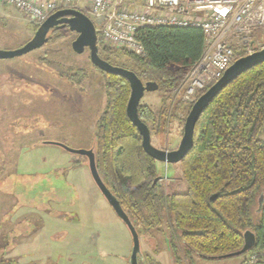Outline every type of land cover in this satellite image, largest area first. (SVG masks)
<instances>
[{
    "label": "rangeland",
    "instance_id": "rangeland-1",
    "mask_svg": "<svg viewBox=\"0 0 264 264\" xmlns=\"http://www.w3.org/2000/svg\"><path fill=\"white\" fill-rule=\"evenodd\" d=\"M6 5L0 2V49L8 51L28 43L36 26L23 13ZM76 36L69 29H61L48 33V41L39 48L0 59V207L13 208L0 210V221L3 226L16 227L19 221L23 225L26 207L22 206L36 199L46 201V209L49 203L58 204L69 210L72 218L49 224L46 219L32 217L26 228L30 234L33 227H44L38 233L43 234L40 243L37 236L31 237L36 239L32 242V255L44 264H116L120 259L109 255V251L122 250V236L127 233L122 225L120 229L111 222L113 219L117 222L115 213L94 184L87 159L55 144H44L60 142L76 149L93 145L95 121L105 103L104 76L90 62L88 49L82 53L72 50ZM249 38L253 48L258 43L264 45V29L254 30ZM109 50H100L99 55L139 73L135 54ZM234 53L237 58L246 55L247 46L237 43ZM76 69H83L86 74L78 85L68 80L69 73ZM179 89L180 84L165 95L159 89L144 92L140 100L143 109L151 112L147 126L150 141L157 148L176 149L182 137L191 105L181 99ZM163 96H166L164 103ZM161 109L163 112L159 114ZM259 135L263 139L264 131ZM155 174L158 186L165 192L185 191L179 162L157 161ZM137 229L138 264H242L244 261V256L205 260L193 254L183 257L178 252L181 260L173 262L164 232L142 230L138 226ZM1 256L0 264L17 260L10 258L12 254L9 259L5 254ZM259 264H264V256Z\"/></svg>",
    "mask_w": 264,
    "mask_h": 264
},
{
    "label": "trees",
    "instance_id": "trees-1",
    "mask_svg": "<svg viewBox=\"0 0 264 264\" xmlns=\"http://www.w3.org/2000/svg\"><path fill=\"white\" fill-rule=\"evenodd\" d=\"M137 36L145 55L133 56L140 64L136 74L155 81L163 95L179 87L204 50L199 27H145ZM95 68L104 76L105 94L93 133L96 167L138 234L137 226L164 232L171 260L180 262L178 252L209 260L239 250L249 230L255 244L241 256H264V138L259 137L264 131V62L232 79L198 117L193 145L179 162L183 192H165L155 181L157 161L143 151L141 136L126 115L128 81ZM85 78L83 69L68 76L76 85ZM137 112L147 124L151 112L140 102Z\"/></svg>",
    "mask_w": 264,
    "mask_h": 264
},
{
    "label": "built area",
    "instance_id": "built-area-1",
    "mask_svg": "<svg viewBox=\"0 0 264 264\" xmlns=\"http://www.w3.org/2000/svg\"><path fill=\"white\" fill-rule=\"evenodd\" d=\"M0 0L27 16L35 26L57 10L71 8L87 15L97 33L98 52L104 47L145 55L139 29L156 26H194L202 30L204 50L186 72L181 99L192 105L237 58V43L247 54L264 48L251 47L250 34L264 29V0ZM99 37V38H98ZM249 43V44H248ZM242 264H259L248 253Z\"/></svg>",
    "mask_w": 264,
    "mask_h": 264
},
{
    "label": "water",
    "instance_id": "water-1",
    "mask_svg": "<svg viewBox=\"0 0 264 264\" xmlns=\"http://www.w3.org/2000/svg\"><path fill=\"white\" fill-rule=\"evenodd\" d=\"M67 28L77 34L76 38L71 43V48L76 53H82L85 49L89 51L90 62L100 70L119 75L125 78L130 87V94L126 104V115L130 122L136 127L139 135L141 136V147L143 151L158 162L164 163H177L188 153L193 145V130L195 123L202 113L203 109L208 103L217 95V93L224 88L232 79L248 70L249 68L264 62V48L254 51L250 54L238 57L234 62L224 71L223 75L209 86L204 92H202L195 102L191 105L189 112L185 118L183 125V133L180 139L179 145L176 149L166 150L155 147L150 141V130L146 123H144L138 116V105L144 94V92L155 91L158 88V84L155 81L147 80L143 82L138 75L125 67L114 65L105 59L101 58L98 54L97 47V33L92 20L79 10L66 8L57 10L49 15L46 20L37 28L32 39L21 46L20 48L12 50H1L0 59L13 58L16 56L28 53L36 48L41 47L48 41V33L51 29ZM55 144L66 151L74 154L84 156L87 159V166L90 176L96 185L97 189L111 207L116 217L127 228L131 240L132 248L129 256V264H138L139 253V235L133 225L132 221L128 217L120 205L118 199L111 193V191L103 183L95 161L94 148H71L60 142L45 141L44 144ZM157 178L155 179V181ZM263 202V197L259 198V205ZM243 245L239 250L223 254L215 257V259L228 258L241 256L249 251L255 244L254 234L246 230L243 233Z\"/></svg>",
    "mask_w": 264,
    "mask_h": 264
},
{
    "label": "crops",
    "instance_id": "crops-1",
    "mask_svg": "<svg viewBox=\"0 0 264 264\" xmlns=\"http://www.w3.org/2000/svg\"><path fill=\"white\" fill-rule=\"evenodd\" d=\"M7 6V5H6ZM92 145H86L83 146L84 148H91ZM94 187V186H92ZM93 188H91L92 190ZM99 191V190H98ZM45 204L46 201H43L41 199H36L34 203H26V205L22 206V207H26V221H23V225H20V221H19V225H20V229H19V225L15 227V225L13 227H10L8 225L3 226L1 225V223H3L2 221H0V257L1 254H5L6 257H10V255L12 254V256L10 258H17V260H12V263H9L7 261V264H44L41 263V259L39 257H35L32 255V242L35 241L37 239V242L40 243V240L43 237L40 236V234L38 235V233H41L42 230L41 228L43 226H40L39 228L37 227H33L32 231L33 234L29 232V230H27L26 228L30 226V222L32 217L33 218H38V219H46L47 222L49 224H51V222L55 223V224H59L60 222H62V220H66L68 218H72V213L69 210H65L62 208V206L58 205V204H52L49 203V208L46 209L45 208ZM10 210L13 209L12 207L9 206L8 207H0V210ZM17 208H15V212H16ZM63 210V211H61ZM69 211V212H68ZM66 212H68V214H66ZM108 218H110V213L107 214ZM117 222H114L113 220H111L112 223H114V225L120 226L121 229V225L122 227H124V229L126 230V235L127 236H122V238L124 239L122 241V250H116V252L109 251V255L111 256H117L118 259H120L119 263L116 264H129L128 263V258L130 256V252H131V248H132V243H131V236L128 237V230L125 227V225L116 217V215H114ZM24 219V217H22ZM69 220V219H68ZM72 220V219H71ZM119 221V222H118ZM27 225V226H26ZM44 225V224H43ZM44 228V227H43ZM42 228V229H43ZM16 229V230H15ZM15 232V233H14ZM32 236H37V238L35 240H32ZM39 237V238H38ZM17 238H19V240H17ZM42 241V240H41ZM164 242L166 243V240L164 239ZM167 244V243H166ZM29 259L31 261H29ZM108 264H115V263H108Z\"/></svg>",
    "mask_w": 264,
    "mask_h": 264
},
{
    "label": "flooded vegetation",
    "instance_id": "flooded-vegetation-1",
    "mask_svg": "<svg viewBox=\"0 0 264 264\" xmlns=\"http://www.w3.org/2000/svg\"><path fill=\"white\" fill-rule=\"evenodd\" d=\"M55 28H57V27H55ZM62 29H65V28H62Z\"/></svg>",
    "mask_w": 264,
    "mask_h": 264
}]
</instances>
